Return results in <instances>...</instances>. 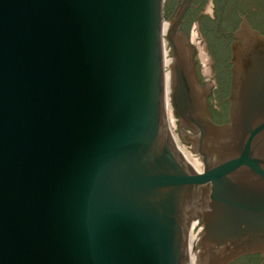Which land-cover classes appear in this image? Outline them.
Returning a JSON list of instances; mask_svg holds the SVG:
<instances>
[{
	"label": "water",
	"instance_id": "water-1",
	"mask_svg": "<svg viewBox=\"0 0 264 264\" xmlns=\"http://www.w3.org/2000/svg\"><path fill=\"white\" fill-rule=\"evenodd\" d=\"M0 264H264V0H0Z\"/></svg>",
	"mask_w": 264,
	"mask_h": 264
},
{
	"label": "flooded vegetation",
	"instance_id": "flooded-vegetation-1",
	"mask_svg": "<svg viewBox=\"0 0 264 264\" xmlns=\"http://www.w3.org/2000/svg\"><path fill=\"white\" fill-rule=\"evenodd\" d=\"M195 27H196L195 20H193L190 26L189 38H190L191 44L194 46V48L198 52V46L193 41V34L196 36V42H199L200 38H199V33ZM199 47L203 53L205 54L207 53V51L204 49L203 44H199ZM204 66L208 67L206 63H204Z\"/></svg>",
	"mask_w": 264,
	"mask_h": 264
},
{
	"label": "rangeland",
	"instance_id": "rangeland-1",
	"mask_svg": "<svg viewBox=\"0 0 264 264\" xmlns=\"http://www.w3.org/2000/svg\"><path fill=\"white\" fill-rule=\"evenodd\" d=\"M168 44H166V52H167V50H168ZM168 115H169V117H170V127H171V131H173L172 133H174L175 135H176V137L178 138V140H179V143L181 144V146H184L187 150H189L192 154H194V152L192 151V150H190V149H188V148H190L189 147V145H187L186 143H184L183 141H181V139H180V136H179V134L175 131L176 130V126H177V124H176V120H175V118L173 117V115H172V111L170 112V110H169V112H168ZM172 117V118H171ZM173 134V135H174ZM175 135H174V137H175ZM176 139V138H175ZM188 147V148H187ZM195 155V154H194ZM198 159V158H197Z\"/></svg>",
	"mask_w": 264,
	"mask_h": 264
},
{
	"label": "bare ground",
	"instance_id": "bare-ground-1",
	"mask_svg": "<svg viewBox=\"0 0 264 264\" xmlns=\"http://www.w3.org/2000/svg\"><path fill=\"white\" fill-rule=\"evenodd\" d=\"M165 54H167V52H166V48H165ZM166 56V55H165ZM165 86H166V84H165ZM166 94H167V92H166ZM167 110H168V112H169V110H170V112H171V107H170V105H168V107H167ZM172 118V117H171ZM168 120H169V124H170V117H169V115H168ZM171 128V127H170ZM172 132V131H171ZM173 134V133H172ZM174 136V135H173ZM175 138V137H174ZM176 140V139H175ZM177 142V141H176ZM178 143V142H177ZM183 150V149H182ZM184 151V150H183ZM185 153H186V155L190 158V160L194 163V164H197V165H200L201 164V162H200V160L199 159H197V158H194L188 151H184Z\"/></svg>",
	"mask_w": 264,
	"mask_h": 264
},
{
	"label": "built area",
	"instance_id": "built-area-1",
	"mask_svg": "<svg viewBox=\"0 0 264 264\" xmlns=\"http://www.w3.org/2000/svg\"><path fill=\"white\" fill-rule=\"evenodd\" d=\"M173 132V131H172ZM174 134V133H173ZM175 135V134H174ZM175 138H176V141L178 142V144H179V146L184 150V151H188L194 158H198L199 159V157L197 156V155H194V154H192L189 150H187L184 146H181V144L179 143V140H178V138L176 137V135H175Z\"/></svg>",
	"mask_w": 264,
	"mask_h": 264
}]
</instances>
